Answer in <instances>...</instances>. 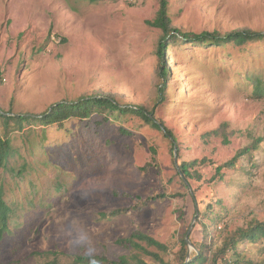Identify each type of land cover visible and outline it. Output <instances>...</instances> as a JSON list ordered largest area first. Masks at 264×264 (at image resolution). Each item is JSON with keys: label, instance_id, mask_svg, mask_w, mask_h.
<instances>
[{"label": "rangeland", "instance_id": "374dc122", "mask_svg": "<svg viewBox=\"0 0 264 264\" xmlns=\"http://www.w3.org/2000/svg\"><path fill=\"white\" fill-rule=\"evenodd\" d=\"M169 3L172 26L185 32L264 31V0ZM158 9V0H0V111L40 114L64 100L112 96L123 106L154 109L177 139L118 111L22 131L0 117V136L10 134L15 147L0 169V188L15 212L0 241V264H106L98 260L105 255L156 262L131 245L137 232L168 251L133 241L180 264L189 230L188 258L201 245L204 264H213L227 237L264 221V39L170 43L161 98L162 30L148 23ZM258 138L253 154L223 177L216 173ZM193 160L185 177L181 164ZM162 192L180 195L138 199ZM121 208L130 209L102 215ZM249 260L264 262V239L241 240L219 264Z\"/></svg>", "mask_w": 264, "mask_h": 264}, {"label": "trees", "instance_id": "16d2710c", "mask_svg": "<svg viewBox=\"0 0 264 264\" xmlns=\"http://www.w3.org/2000/svg\"><path fill=\"white\" fill-rule=\"evenodd\" d=\"M96 2L98 0H90ZM159 9L153 20H149L148 23L154 27L160 28L162 30V36L158 44V52L160 54V60L162 65L160 67V96L163 98L165 91L166 80L169 75V68L165 66V55L166 51L169 50V45L172 42H191V43H201L218 45L224 43H234L235 46H243L251 41L263 40L264 31H258L253 29H238L225 34L218 31H202L197 32H185L179 28L172 26V20L170 17V3L169 0H158ZM116 111L121 114L133 113L141 118H143L147 123H150L159 130H163L165 135L171 139L173 144H176V136L174 132L168 128L163 121L158 120L155 117L154 109L148 110L144 106H131V105H121L120 102L112 96L103 95H89L81 96L76 100H64L61 102L54 103L51 105L50 109L42 112L40 114H8L7 112L0 111V117L3 118L4 124L6 126L14 125V131H22L26 124L31 125L35 123H42L44 125L62 124L64 121L70 118H89L94 113L97 112H108L110 114ZM11 113V112H10ZM263 138H258L256 142L252 145H248L244 148L239 149L235 155L226 161L225 163L218 165L216 167V173L223 177V170L226 168H234L240 161L241 157L244 155L253 154V150H256ZM15 154V147L12 144V138L10 134L6 136H0V169L8 168V161L11 156ZM197 160L182 162L180 173L185 177L192 176L190 167L196 165ZM194 177V176H193ZM4 189L0 188V241L3 239L5 234L9 231V222L12 215L15 213L14 208L6 201L4 197ZM180 194H168L166 192L158 193L156 195L148 196L143 199L138 196V199L145 203L158 199H165L168 197H176ZM136 207V206H135ZM139 207V206H137ZM130 208L115 209L109 214L102 212V215H118L123 210L129 211ZM132 238L128 240L131 242L132 246L137 249H144V251L152 256H154L156 262H147L142 258L135 256V260L131 261L127 256H120L118 259H111L108 256H101L98 260L104 261L106 264H170L166 262L162 256L156 252H151L150 250L143 248L139 243L133 241L136 239H141L147 242L151 246H155L161 251H168V245L154 238L153 236L146 234L144 232H137L132 234ZM135 238V239H134ZM264 239V221L255 220L247 228H238L232 235L227 237L223 245L218 249V255L213 261V264H219L221 255H228L231 250H236L238 243L241 240H248L251 242H257ZM196 245V243L193 241ZM199 248L198 252L192 253L193 258L187 264H204L208 262V257L206 256V251L201 245H197ZM189 256V244L186 238L182 239V245L177 253V258L180 264H184ZM238 262V259L236 260ZM239 263V262H238ZM245 264H264V262H254L249 260Z\"/></svg>", "mask_w": 264, "mask_h": 264}, {"label": "water", "instance_id": "95a60500", "mask_svg": "<svg viewBox=\"0 0 264 264\" xmlns=\"http://www.w3.org/2000/svg\"><path fill=\"white\" fill-rule=\"evenodd\" d=\"M177 151H178V149H177V146L175 145L174 153H175V159H176V161H177V158H178V153H177ZM177 165H178V164H177ZM190 233H191V231L189 230L188 233H187V235H186V240H187L188 244L192 246V241H191V239H190ZM190 261H191V258H187V260L185 261L184 264H187V263H189Z\"/></svg>", "mask_w": 264, "mask_h": 264}]
</instances>
